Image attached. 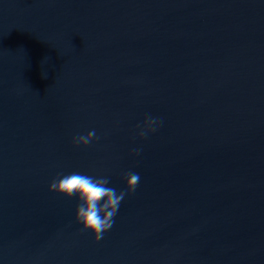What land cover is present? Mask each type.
<instances>
[{
    "label": "water",
    "instance_id": "obj_1",
    "mask_svg": "<svg viewBox=\"0 0 264 264\" xmlns=\"http://www.w3.org/2000/svg\"><path fill=\"white\" fill-rule=\"evenodd\" d=\"M71 172L140 176L98 242ZM0 264H264V0H0Z\"/></svg>",
    "mask_w": 264,
    "mask_h": 264
},
{
    "label": "clouds",
    "instance_id": "obj_2",
    "mask_svg": "<svg viewBox=\"0 0 264 264\" xmlns=\"http://www.w3.org/2000/svg\"><path fill=\"white\" fill-rule=\"evenodd\" d=\"M162 120L157 117L146 116L143 127L138 135L147 138L149 133L157 131ZM95 129L86 135L78 134L73 137V145L76 147H88L94 140H99ZM140 149H133L135 155L140 154ZM126 190L117 191L110 187V180L105 176H91L81 172H71L58 175L52 180L49 191L56 192L68 198L78 197L76 221L82 224L83 230L91 231L98 242L109 231L115 222V217L125 196L135 193L139 186L140 176L135 172L124 173Z\"/></svg>",
    "mask_w": 264,
    "mask_h": 264
}]
</instances>
